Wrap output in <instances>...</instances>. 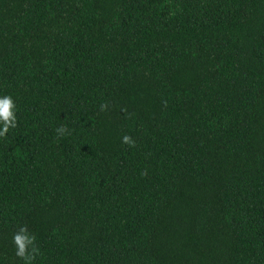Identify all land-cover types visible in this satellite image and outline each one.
Wrapping results in <instances>:
<instances>
[{
	"label": "trees",
	"instance_id": "16d2710c",
	"mask_svg": "<svg viewBox=\"0 0 264 264\" xmlns=\"http://www.w3.org/2000/svg\"><path fill=\"white\" fill-rule=\"evenodd\" d=\"M6 95L0 264H264V0H0Z\"/></svg>",
	"mask_w": 264,
	"mask_h": 264
},
{
	"label": "clouds",
	"instance_id": "9594fccd",
	"mask_svg": "<svg viewBox=\"0 0 264 264\" xmlns=\"http://www.w3.org/2000/svg\"><path fill=\"white\" fill-rule=\"evenodd\" d=\"M16 105L11 96L0 97V138L6 137L10 128H15L17 125L15 109ZM107 103L100 105V111H106ZM59 137L70 135V132L65 125H61L56 129ZM122 143L128 144L130 147L135 146V141L129 136L122 137ZM147 171L141 173L146 175ZM35 235L29 234L27 226H21L16 233L13 234V244L16 248L15 255L24 261V264H32L36 256L39 255V248L36 246Z\"/></svg>",
	"mask_w": 264,
	"mask_h": 264
}]
</instances>
